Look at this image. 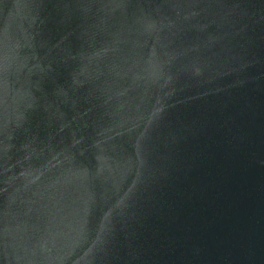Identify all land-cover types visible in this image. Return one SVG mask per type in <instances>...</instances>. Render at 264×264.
I'll return each instance as SVG.
<instances>
[{"label": "water", "instance_id": "95a60500", "mask_svg": "<svg viewBox=\"0 0 264 264\" xmlns=\"http://www.w3.org/2000/svg\"><path fill=\"white\" fill-rule=\"evenodd\" d=\"M0 264H264V0H0Z\"/></svg>", "mask_w": 264, "mask_h": 264}]
</instances>
